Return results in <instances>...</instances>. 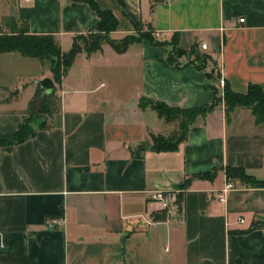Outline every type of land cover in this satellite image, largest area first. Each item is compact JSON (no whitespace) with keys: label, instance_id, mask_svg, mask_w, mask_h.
Returning a JSON list of instances; mask_svg holds the SVG:
<instances>
[{"label":"crops","instance_id":"1","mask_svg":"<svg viewBox=\"0 0 264 264\" xmlns=\"http://www.w3.org/2000/svg\"><path fill=\"white\" fill-rule=\"evenodd\" d=\"M95 1L118 19L111 38L151 31L161 41L177 34L182 49L206 42L200 51L234 91L264 89V0ZM15 22L68 52L100 17L82 1L0 0V30ZM169 52L148 38L121 53L107 42L79 52L55 82L57 110L34 116V136L0 148V264H264V228L230 233L264 221V187L226 173L240 167L264 181V123L251 109L228 114L222 102L178 150L134 152L176 126L143 99L198 108L222 89L210 65L169 63ZM45 77L53 72L41 59L0 52V140L16 134ZM228 182L235 188L223 193ZM160 189L178 193V212L151 201Z\"/></svg>","mask_w":264,"mask_h":264},{"label":"trees","instance_id":"2","mask_svg":"<svg viewBox=\"0 0 264 264\" xmlns=\"http://www.w3.org/2000/svg\"><path fill=\"white\" fill-rule=\"evenodd\" d=\"M87 2L91 8L97 12L100 17V25L95 31L87 34L75 36L73 47L70 51L64 52L59 40L53 34H33L29 30L27 23L23 22L21 26L14 23V30L11 33H4L0 30V52H19L24 56L37 57L49 65L53 72V79L57 84L62 82L64 75L74 63L76 55L83 51H94L102 48L103 43H109L118 52H124L135 42H139L145 38L151 39L155 44L170 46V52L167 57L169 63H180V58L187 56L185 63H193L199 69L205 70L207 66L212 64L216 68V61L209 54L197 51L198 45H194L190 49H182L179 47V39L177 34L170 41L157 40L151 31H138L137 33L128 34L122 40H116L110 37V33L118 27V19L110 9L101 8L95 0H74ZM97 33L96 35H94ZM90 35L92 43L86 44L89 48L78 43V39H86ZM88 39V38H87ZM197 51V52H196ZM178 55L179 60H171V55ZM207 75L218 82L222 79L218 70L216 75L213 71L207 70ZM56 96L55 91L43 96V91L39 88L34 98L31 100L28 115L20 125L16 134L7 140H0V148L11 149L20 142L27 140L35 135L36 130L31 122L34 116L38 114H51L57 110L51 109L52 99ZM41 98V99H40ZM40 101V102H39ZM222 102L225 109L230 114L237 107H245L252 110L258 124L264 123V89L258 84H251L247 92L240 93L234 91L230 83L223 79L222 89L217 86L215 96L212 103L198 108H179L172 107L163 101L143 99L142 104L149 106L158 113V116L166 123H175V128L169 133H150L149 139L144 141L138 147L141 152L147 148L155 151H176L180 144L186 140L189 129L196 121L198 116H205L208 112L214 110ZM59 103V101H58ZM47 126L43 121L41 128ZM228 180L240 178L245 181L264 187V181L255 179L249 175L245 169L240 167H228L226 170ZM264 228V221H253L247 229L230 230L231 234H246L255 229Z\"/></svg>","mask_w":264,"mask_h":264},{"label":"built area","instance_id":"3","mask_svg":"<svg viewBox=\"0 0 264 264\" xmlns=\"http://www.w3.org/2000/svg\"><path fill=\"white\" fill-rule=\"evenodd\" d=\"M239 21L244 22L245 18L240 17ZM155 36H158V34ZM207 48H208V45L206 42H201L199 44V49L201 51H205L207 50ZM222 85H223V80H222ZM234 188H235V185L232 182H228L225 188L223 189V193L228 192ZM220 200H224V197L221 196ZM151 201L159 204L161 210L166 212L168 215L173 212H178L181 209V203L178 199V193L176 191L161 190V189L157 190L154 193H152ZM145 221L148 224H152L154 220L145 218ZM241 221H244V220L241 219Z\"/></svg>","mask_w":264,"mask_h":264},{"label":"rangeland","instance_id":"4","mask_svg":"<svg viewBox=\"0 0 264 264\" xmlns=\"http://www.w3.org/2000/svg\"><path fill=\"white\" fill-rule=\"evenodd\" d=\"M97 33H95L94 35H96ZM88 38V39H87ZM90 41H92V39L90 38V35L89 36H87L86 37V39H78V43H80V44H82L83 46H85L86 48L88 47L89 48V46H87L86 44H89V43H92V42H90ZM104 44V43H103ZM197 51H199V52H201L200 51V49H198ZM196 51V52H197ZM200 54H202V52L200 53ZM170 59L171 60H179V58H178V55L176 54H172L171 56H170ZM182 61H187V56H185V57H183L182 58ZM209 65H210V70L211 71H213L216 75L218 74V68L216 67V68H214V66L212 65V64H210L209 63ZM218 83L219 84H221V86H222V79H220V80H218ZM41 99V98H40ZM40 102V101H39ZM52 104H51V109H55L57 106H58V97L57 96H55L53 99H52ZM140 149L139 148H137L136 150H134V152H138ZM245 180H247V179H244V182H247V181H245Z\"/></svg>","mask_w":264,"mask_h":264},{"label":"water","instance_id":"5","mask_svg":"<svg viewBox=\"0 0 264 264\" xmlns=\"http://www.w3.org/2000/svg\"><path fill=\"white\" fill-rule=\"evenodd\" d=\"M43 88V96L50 95L55 91L56 83L51 77H45L38 81ZM134 103V100L132 101Z\"/></svg>","mask_w":264,"mask_h":264}]
</instances>
